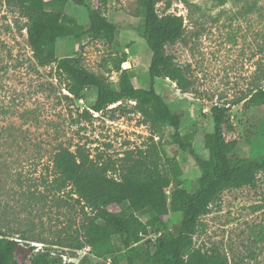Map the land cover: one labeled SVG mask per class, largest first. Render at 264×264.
Instances as JSON below:
<instances>
[{"label":"rangeland","instance_id":"rangeland-1","mask_svg":"<svg viewBox=\"0 0 264 264\" xmlns=\"http://www.w3.org/2000/svg\"><path fill=\"white\" fill-rule=\"evenodd\" d=\"M50 1V0H46ZM257 7L247 11V4ZM160 0L159 15L183 19L185 32L165 52L185 69L191 87L181 93L169 80H155V90L170 110L182 115L180 133L199 156L207 159L205 136L213 131L212 107L229 108L236 142L232 153L239 158L264 155V110L249 101L257 88L264 89V0ZM88 8L99 9L116 32L112 40L82 36L56 41V57L75 58L80 65L119 88L122 70H129L132 87H146L151 52L138 31L142 19L136 0H87L78 6L70 0L64 13L79 28L89 27ZM125 60L120 64V60ZM126 64V65H124ZM96 90L72 98L62 85L55 65L42 67L28 44L26 20L0 0V229L8 239L59 256L62 264L94 260L89 249L75 250L79 224L93 215L77 203L69 190L55 193L51 160L63 146L83 149L92 158L116 162L126 152L140 153L159 162L171 183L166 191L180 188L192 192L200 170L189 149L173 142V130L145 118L136 103L123 101L103 113L91 110ZM67 98V99H66ZM168 160H175L173 178ZM111 213L129 215L127 205L110 206ZM147 225L144 241L154 243L161 228L151 213H135ZM168 231L177 234L180 216L170 210L163 217ZM217 250L229 264H264V174H257L255 187L226 190L215 199L198 224L193 250ZM141 249L116 254L127 264V254L140 264ZM105 262V258L98 259ZM110 261V259H108ZM107 260V262H108ZM28 264V262H23Z\"/></svg>","mask_w":264,"mask_h":264},{"label":"trees","instance_id":"trees-1","mask_svg":"<svg viewBox=\"0 0 264 264\" xmlns=\"http://www.w3.org/2000/svg\"><path fill=\"white\" fill-rule=\"evenodd\" d=\"M69 0H1L16 9L26 20L28 44L33 58L42 66L55 65L64 90L72 98L81 100L84 91L95 89L97 96L91 110L103 113L109 106L123 101L136 103V109L145 117L162 127L173 130L172 139L180 149H189L200 170L197 186L192 192L174 189L169 202L166 191L170 179L161 171L159 162L140 153L136 158L133 151L126 152L120 165L92 158L83 149L75 151L59 147L53 154L52 191L61 193L69 190L77 196V203L90 209L93 215L85 217L79 224L80 239L73 246L75 250L89 249L95 258H84L80 264H119L116 254L141 249L140 264H229L225 255L217 250L202 252L193 250V239L197 233L200 218L208 212L211 203L226 190L245 186L255 187L257 174H264V155L256 159L239 158L232 153L236 142H227L225 132H233L229 124V108L214 106L210 113L213 131L205 136L208 158L205 159L185 142L180 127L182 115L170 110L155 90V80H169L181 93H187L191 80L173 55L165 52L167 45H175L185 32L183 19L174 14L159 15L156 5L160 0H136L142 27L138 31L151 52L146 87H132L128 80L129 70H122L119 88L113 87L103 77L95 75L79 64L75 58H57V40L86 35L93 39L112 40L116 32L113 23L107 21L99 9L88 8L89 27L84 31L68 18L64 8ZM78 6H85L87 0H70ZM106 1V0H104ZM231 0H216L220 6ZM248 3L249 0H232ZM257 4H247V11ZM125 60L119 61L120 64ZM264 110V89L257 88L249 96ZM67 99V98H66ZM173 178H178L175 160H168ZM127 205L129 215L111 213L110 206ZM172 210L180 216L177 234L168 231L163 217ZM151 213L158 222L161 233L154 243L144 238L148 227L135 213ZM105 258V262L98 259ZM127 264H136L133 256L127 254ZM110 259V261L108 260ZM108 260V262H107ZM62 264L59 256L47 250L35 252L29 245L8 239L0 229V264Z\"/></svg>","mask_w":264,"mask_h":264},{"label":"bare ground","instance_id":"bare-ground-1","mask_svg":"<svg viewBox=\"0 0 264 264\" xmlns=\"http://www.w3.org/2000/svg\"><path fill=\"white\" fill-rule=\"evenodd\" d=\"M124 65H126V64H124Z\"/></svg>","mask_w":264,"mask_h":264}]
</instances>
